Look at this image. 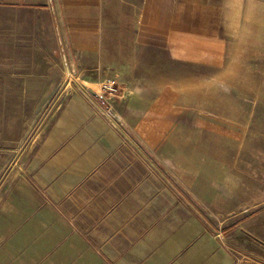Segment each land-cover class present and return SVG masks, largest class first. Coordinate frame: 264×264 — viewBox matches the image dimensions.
Here are the masks:
<instances>
[{"label":"crops","instance_id":"obj_1","mask_svg":"<svg viewBox=\"0 0 264 264\" xmlns=\"http://www.w3.org/2000/svg\"><path fill=\"white\" fill-rule=\"evenodd\" d=\"M230 37L264 38V0H0V103L67 93L61 121L27 162L49 189L0 202V264H264V164L249 180L223 176L213 209L203 201L200 211L177 185L163 190L161 173L147 180L146 160L131 158L119 128L72 86L111 73L139 87L152 53L222 66ZM132 93L117 109L145 103ZM220 217L232 225L218 234L209 221ZM240 225L248 254L227 243Z\"/></svg>","mask_w":264,"mask_h":264},{"label":"rangeland","instance_id":"obj_2","mask_svg":"<svg viewBox=\"0 0 264 264\" xmlns=\"http://www.w3.org/2000/svg\"><path fill=\"white\" fill-rule=\"evenodd\" d=\"M145 56V63L155 66L136 71L139 87L124 88L118 79L110 80L111 73L102 75L105 82L89 88L73 82L72 86L88 96L91 108L103 111L99 114L119 128L124 142L130 144L131 158L135 152L146 160L147 180L157 178L159 172L163 190L177 185L196 208L199 205L202 210V202L210 201L213 209L211 190L217 192L223 176L234 175L230 179L237 182L249 180L250 170L264 164V38H228L222 66L173 64L161 53ZM132 91H138L145 103L133 102L128 111L117 109L125 104L128 95L122 99L123 94ZM66 94L63 87L55 90L49 102L0 103V202H8L17 190L49 189L32 181L27 162L34 152L30 148L45 139L42 132L61 121ZM209 223L221 234L232 220L220 217ZM226 238L231 249L248 254L247 226L240 225Z\"/></svg>","mask_w":264,"mask_h":264},{"label":"water","instance_id":"obj_3","mask_svg":"<svg viewBox=\"0 0 264 264\" xmlns=\"http://www.w3.org/2000/svg\"><path fill=\"white\" fill-rule=\"evenodd\" d=\"M89 92H90V94H92L93 96H97V94H96L92 89H90Z\"/></svg>","mask_w":264,"mask_h":264},{"label":"trees","instance_id":"obj_4","mask_svg":"<svg viewBox=\"0 0 264 264\" xmlns=\"http://www.w3.org/2000/svg\"><path fill=\"white\" fill-rule=\"evenodd\" d=\"M97 99L100 101V98L99 97Z\"/></svg>","mask_w":264,"mask_h":264}]
</instances>
